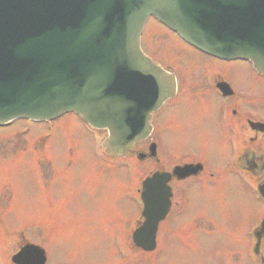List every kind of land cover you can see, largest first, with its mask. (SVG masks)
I'll list each match as a JSON object with an SVG mask.
<instances>
[{"label":"rangeland","instance_id":"374dc122","mask_svg":"<svg viewBox=\"0 0 264 264\" xmlns=\"http://www.w3.org/2000/svg\"><path fill=\"white\" fill-rule=\"evenodd\" d=\"M142 48L173 71L180 83L179 100L169 102L158 120V164L148 158L139 162L133 155L118 160L123 168L125 162H135L132 176L123 169L106 168L81 121L72 115L53 122L50 136L44 124H34L30 131L22 121L0 128V256H5L3 245L8 260L30 242L45 250L47 264H254L243 251L244 231L254 221L257 204L244 188L234 185L225 169L228 139L197 141L189 132L197 110L205 111L194 96L203 98L211 89L209 81L204 87L201 80L190 79L215 68L240 87L255 83L259 89L261 83L242 64L209 61L152 21ZM243 112L260 114L254 105ZM147 145L136 146L134 152ZM260 148L264 150V141ZM198 161L222 178L212 181L203 174L196 180L172 181L173 205L160 225L158 250L152 254L137 250L129 235L141 220L136 191L142 180L155 169L168 171ZM119 242L125 250H120Z\"/></svg>","mask_w":264,"mask_h":264},{"label":"water","instance_id":"95a60500","mask_svg":"<svg viewBox=\"0 0 264 264\" xmlns=\"http://www.w3.org/2000/svg\"><path fill=\"white\" fill-rule=\"evenodd\" d=\"M151 15L206 52L251 58L264 71V0H0V125L75 112L107 128L109 151L126 155L175 91L173 76L138 47ZM164 184L156 183L157 207L144 184L145 223L134 241L146 251L166 213ZM17 258L45 262L31 245Z\"/></svg>","mask_w":264,"mask_h":264},{"label":"flooded vegetation","instance_id":"af4514ba","mask_svg":"<svg viewBox=\"0 0 264 264\" xmlns=\"http://www.w3.org/2000/svg\"><path fill=\"white\" fill-rule=\"evenodd\" d=\"M208 60L212 61L210 59ZM205 63L208 64L207 62ZM205 63L201 64V66ZM219 63L224 64L221 62ZM233 64L237 63L225 65L232 66ZM238 64L243 65L245 72L256 83H261L260 88L256 89L255 87L257 84L255 83L253 86L249 84L245 88L240 87L237 83L233 84L232 76L227 77L224 72H217L218 69L215 68H211L207 73H199V79L198 76H195L190 79V81L198 82V80H201L200 82L204 87H207L206 83L209 81V87L214 89L215 92L213 90L211 92V89H207L212 95L205 91L206 94H203V98L198 94L194 96L197 101H201L205 111L200 110V112H198L197 110L198 115L196 116V121H194V125L190 127L189 132H191L193 136H196L197 141L210 142L209 140H213L214 142H219L222 138L224 140L226 137L228 139V144L232 141L237 142L239 144V152L234 162L226 163L225 169L228 168L230 171L229 175L232 177L231 180L234 182V185H239L241 188H249L248 184L252 182V179L255 180L254 182L256 185L264 183V150L260 148L261 143L264 141V76L255 74L247 63ZM208 67L209 66H207V68ZM234 70L235 73L239 71L238 68ZM222 83L228 86L226 95L218 88ZM179 86L180 83L177 79V90L180 89ZM204 90L205 89L202 91ZM253 105L258 106L260 114H256L255 112H243L244 109L247 110L248 108H252ZM197 163L202 164V171L196 176L183 179L182 181L191 179L196 180L203 174L207 175L205 177L212 179V181H217L222 178V175L219 173L209 172L205 163L202 161L183 164ZM209 169L211 171L210 167ZM170 171L171 170H168V172ZM174 180L175 179H172L171 182ZM260 210V213L255 218L254 224L250 229L259 231V225L264 219V208L261 209L260 207ZM247 229L248 227H246V231ZM260 241L259 255H263L264 258V236L261 237ZM157 250L158 249L153 252ZM151 258L152 257H149L148 260ZM258 261L260 263V259Z\"/></svg>","mask_w":264,"mask_h":264}]
</instances>
